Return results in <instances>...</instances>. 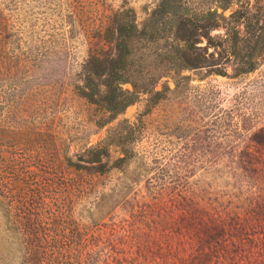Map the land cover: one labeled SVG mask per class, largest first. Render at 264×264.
I'll list each match as a JSON object with an SVG mask.
<instances>
[{"label": "rangeland", "instance_id": "1", "mask_svg": "<svg viewBox=\"0 0 264 264\" xmlns=\"http://www.w3.org/2000/svg\"><path fill=\"white\" fill-rule=\"evenodd\" d=\"M20 1L0 0L19 31L15 53L25 55V40L54 52L53 78L63 85L97 35L100 12L131 7L140 23L159 0H86L72 18L69 0H28L27 8ZM224 69V76L201 79V71H185L188 86L155 104L140 95L101 127L89 124L87 107L67 96L61 109L69 154L75 143L94 144L113 132L112 167L93 180L104 196L88 211L91 192L75 209L77 218L97 217L95 264H264V60L236 76L229 65ZM162 82L172 90L173 80L165 78L155 89ZM24 241L18 233L15 264L23 260Z\"/></svg>", "mask_w": 264, "mask_h": 264}, {"label": "trees", "instance_id": "2", "mask_svg": "<svg viewBox=\"0 0 264 264\" xmlns=\"http://www.w3.org/2000/svg\"><path fill=\"white\" fill-rule=\"evenodd\" d=\"M232 3L236 7L224 15ZM20 4L30 6L28 0ZM88 5L69 0L66 16H79ZM99 16L85 58L62 85L53 78L54 52L25 40V55L15 53L19 31L0 7V264H15L18 233L25 240L19 264L97 261V217L77 218L75 209L91 192L88 211L104 196L93 180L108 172L100 170L109 161L113 132L94 144L75 143L69 154L61 109L67 96L87 107L89 124L101 127L140 95L155 104L188 86L185 71H201V79L213 70L226 73L229 65L236 76L264 60V0H159L140 23L131 7ZM162 78L173 80L172 90L165 82L155 89Z\"/></svg>", "mask_w": 264, "mask_h": 264}, {"label": "water", "instance_id": "3", "mask_svg": "<svg viewBox=\"0 0 264 264\" xmlns=\"http://www.w3.org/2000/svg\"><path fill=\"white\" fill-rule=\"evenodd\" d=\"M213 74H215V75H220V76H224V75H225V72H224V71L221 72V71H219V70H213Z\"/></svg>", "mask_w": 264, "mask_h": 264}]
</instances>
